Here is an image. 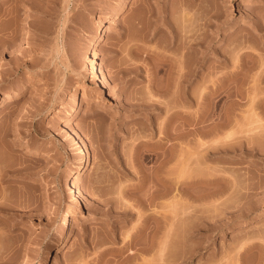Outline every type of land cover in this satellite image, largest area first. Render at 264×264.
Returning a JSON list of instances; mask_svg holds the SVG:
<instances>
[{
    "label": "rangeland",
    "instance_id": "obj_1",
    "mask_svg": "<svg viewBox=\"0 0 264 264\" xmlns=\"http://www.w3.org/2000/svg\"><path fill=\"white\" fill-rule=\"evenodd\" d=\"M23 1L0 0V264H264V154L228 150L242 138H228L233 128L185 136L183 126L207 105L204 86L233 69L264 72V1ZM254 77L225 81L196 127L230 106L259 113ZM192 176L220 182L190 187Z\"/></svg>",
    "mask_w": 264,
    "mask_h": 264
},
{
    "label": "bare ground",
    "instance_id": "obj_2",
    "mask_svg": "<svg viewBox=\"0 0 264 264\" xmlns=\"http://www.w3.org/2000/svg\"><path fill=\"white\" fill-rule=\"evenodd\" d=\"M23 1V0H22ZM25 1V0H24ZM23 1V2H24ZM264 1V0H263ZM21 2V1H20ZM263 4V3H262ZM122 10H123V8L121 7V8H119L114 14H110V15H108V18H112V17H114V16H118V15H120L121 14V12H122ZM260 18H258V20H259ZM257 20V21H258ZM260 21V20H259ZM263 22V21H262ZM257 23V22H256ZM263 25V24H262ZM261 25V22H260V24L258 25V26H262ZM256 27V28H260V27ZM264 27V26H263ZM259 30V29H258ZM261 30H262V28H261ZM257 30H255V32H256ZM259 32V31H258ZM173 37H174V35L171 37L172 39H173ZM175 39H176V37H174ZM175 39H174V41H175ZM178 39V38H177ZM249 40V39H248ZM9 41V40H8ZM8 41H6V42H8ZM173 41V40H172ZM171 41V42H172ZM176 41H178V40H176ZM176 43V42H175ZM178 44V43H177ZM182 59V58H181ZM180 62V61H179ZM181 64V63H180ZM179 64V65H180ZM183 65V64H182ZM203 64H201V66H202ZM183 66H181V69L180 70H182L183 68H182ZM201 69V68H200ZM197 70V69H196ZM196 70H193V71H196ZM234 70V69H233ZM231 71V72H227L226 74H227V76L225 75V76H223L222 78H220V81L218 82V81H215L216 82V84H214L215 82H214V80H212L214 83V85H215V87H211V86H209L208 87V85H206V87L204 86L203 87V89H202V95H201V97L199 98V101L200 102H202V104L200 103V105H202V107H204V104H203V102L205 103V104H207L206 106H205V108H201L202 109V112L201 111H199V113L200 114H198L197 113V116L195 115V114H193L192 116L191 115H188V116H186V122L184 123V125L183 126H186L187 128H189L190 126H193V127H191V129L189 128L188 130H186V132H185V136H188L189 134H198V136L200 135V136H207V135H213V134H218V133H220V132H222V131H224L225 129H227V128H233L234 130H232V131H229L228 132V134H227V136H228V138L230 137V136H233V135H236V134H242L241 135V139L240 140H238L237 142H235L233 145H230V149H228L229 147H225V148H223V149H225L226 150V152H227V149L228 150H234L235 151V153H236V150H242V154H246V155H251V157H256V156H258V158H260L261 159V157H262V155L264 154V149L262 150V151H259V147L257 148V146L256 145H260L261 146V140L259 141L258 139L259 138H257V141H258V143L257 144H255V145H252L253 144V142H252V139H254L256 136L258 137H260L261 135H263L264 134V98H263V100L261 101L260 100V103L258 104L259 106H262V109L260 110V112L259 113H257L256 111H255V108H252V110H249L250 111V116L248 115V112L246 113L247 115V117L245 116V117H243V118H238V117H236V115H235V112L233 111V112H231L232 114L230 115L229 113H230V109H234L233 107L231 108V106L229 107L230 109H226L227 111H226V116L225 115H223L219 120V122H217V123H214L211 127H209V126H206V125H204L205 127H209L208 129H206L205 127L204 128H202V127H200L199 126V128H197L196 127V125L197 124H199V123H201V122H205V119L206 118H209L208 116H210V115H212L213 114V112H214V106H215V104H217L216 102H215V104H212L211 102L213 101V99H211L214 95H216V98H217V96H219V94H220V92L225 88V84L226 83H224L225 81H227V80H239V79H244V80H246L247 79V77H249V78H253L252 76H249L250 74H251V71H249V72H247L246 70H245V72L244 71H242V69L240 70V69H238L239 71ZM264 70V69H263ZM198 71V70H197ZM259 72V71H258ZM195 73V72H194ZM197 73H199V72H197ZM193 74V73H192ZM191 74V75H192ZM196 75V74H195ZM252 75V74H251ZM255 75V74H254ZM193 76V75H192ZM97 77H98V79L100 80L101 79V76L100 75H98L97 74ZM187 77V76H186ZM185 78V77H184ZM188 78V77H187ZM246 78V79H245ZM262 78L264 79V72H261L260 74L259 73H257L256 72V76L254 77V82L255 81H259V80H262ZM186 79V78H185ZM223 79V80H222ZM183 79H182V83H183ZM186 81V80H185ZM189 81V80H188ZM191 81V80H190ZM240 81V80H239ZM177 83H178V81H177ZM179 83H181V80H180V82ZM181 83V84H182ZM186 83H190V82H184L183 83V85L185 84V85H187ZM181 84H179V85H181ZM189 86V85H188ZM190 87V86H189ZM211 89V90H209L208 92H206L207 90L206 89ZM190 90V89H189ZM206 90V91H205ZM201 92H200V94H201ZM203 92H206L205 94H203ZM224 92V91H223ZM226 92V91H225ZM224 92V94H226V96H227V94H228V96L229 97H231V93H225ZM189 93H191V92H189ZM219 93V94H218ZM188 94V92L184 95V97L183 98H185L186 100L189 98V95H190V99L191 100H193L195 97V99H197V101H198V98H197V96H195L193 93H192V95L191 94H189V95H187ZM199 94V95H200ZM188 96V98H187V96ZM195 97H194V96ZM197 95V94H196ZM198 95V96H199ZM221 95H222V93H221ZM234 95V94H233ZM232 95V96H233ZM186 96V97H185ZM211 96V98H209ZM227 96V97H228ZM194 97V98H193ZM215 97V96H214ZM205 99V100H203V101H201L202 99ZM219 98V97H218ZM207 99H209V100H207ZM207 100V101H206ZM211 100V101H210ZM255 100V97L253 98V102H256V101H254ZM189 101V100H188ZM198 101V102H199ZM219 101V100H218ZM75 102L78 104V99L76 98L75 99ZM191 102V101H190ZM197 102V103H198ZM234 103H235V101H233ZM253 102H251V105L253 104V105H255V103H253ZM193 103H195V100H193ZM233 103V104H234ZM237 104H239L240 103V105H238V106H241V102H236ZM235 103V104H236ZM199 104V103H198ZM219 104V103H218ZM234 104V105H235ZM250 105V106H251ZM236 107V106H235ZM253 107H255V106H253ZM228 108V107H227ZM76 109H77V106H76ZM75 109V110H76ZM217 109V108H216ZM251 109V108H250ZM74 110V111H75ZM225 110V109H224ZM223 110V111H224ZM74 111H71L70 113L71 114H73L74 113ZM222 111V112H223ZM232 111V110H231ZM251 111H252V113H251ZM227 112H229V113H227ZM176 113V112H175ZM233 113H234V115H233ZM180 114V113H179ZM178 114V115H179ZM224 114H225V112H224ZM222 115V114H221ZM173 116H174V114H173ZM224 116H225V118H224ZM224 118V119H223ZM194 127H195V129H194ZM193 128V129H192ZM177 132H179V131H177ZM174 134V133H173ZM172 134V139L173 140H175V139H179V138H181L182 136H183V134H181V132H179V133H175L174 135ZM226 136V137H227ZM255 136V137H254ZM254 137V138H253ZM171 139V140H172ZM261 139H263L264 140V138H262V136H261ZM262 140V141H263ZM254 141H256V140H254ZM143 142V141H142ZM141 142V143H142ZM252 142V143H251ZM148 143V142H147ZM145 144V143H144ZM143 144V145H144ZM247 144H249V145H247ZM140 145H142V144H140L139 143V146ZM154 145V144H153ZM155 145H157V144H155ZM154 145V146H155ZM212 145V144H211ZM251 145V146H250ZM138 146V147H139ZM148 146V145H147ZM151 146H152V144H151ZM206 146V147H205ZM214 146V145H213ZM256 146V147H255ZM153 147V146H152ZM156 147V146H155ZM154 147V148H155ZM201 147H203V152L205 153V152H207V154L209 155V152L211 153V151H213L212 150V148H210L211 146H210V144H209V146L208 145H206L205 143H202V141H201ZM263 147V146H262ZM151 148V147H150ZM261 148V147H260ZM215 149V148H214ZM258 149V150H257ZM152 150V149H151ZM202 150V149H201ZM217 150V149H216ZM218 150H220V148L218 149ZM150 151V150H149ZM215 151V150H214ZM213 151V152H214ZM221 151V150H220ZM222 151H224V150H222ZM255 151V152H254ZM201 152V151H200ZM216 152V151H215ZM238 152V151H237ZM48 153H49V156H55L56 155V153H55V151H53V150H51V151H48ZM223 153V152H222ZM259 153V154H258ZM87 154V153H86ZM213 154V153H212ZM218 154V153H217ZM230 154H233L234 155V152H232V153H230ZM258 154V155H257ZM157 155V154H156ZM237 155V154H236ZM236 155H234L235 157H236ZM89 156V155H88ZM153 156H155L154 154H153ZM243 157V156H242ZM231 159V158H230ZM262 159H263V157H262ZM257 160V159H256ZM259 162V161H258ZM88 157H85V160L83 161V162H81V163H79L78 165H77V172L79 173V174H81V172L85 169V167L88 165ZM183 171H184V174H183V176H186V174H189V172H190V168H189V162H188V159L186 158V155L183 157ZM204 171V170H203ZM200 172H202L201 170H200ZM193 173H194V171H193ZM192 172H191V175L193 174ZM203 173V172H202ZM196 174V173H195ZM197 174H198V172H197ZM194 175V174H193ZM198 176V175H197ZM200 176V175H199ZM194 176H192L191 177V180L192 181H190V187L191 186H195L196 184H198L199 185V183H201V184H204L205 186L206 185H208V184H214V183H217V181H219V179H210L209 177H208V179L207 180H204V178L203 179H199L198 180V178L196 179L195 177H194V179H196V180H194V179H192ZM203 177H204V175H203ZM218 177H220V176H218ZM223 179V178H222ZM236 179H234V184H235V181ZM224 181H227V180H224ZM220 182V181H219ZM228 185H229V183H227ZM231 184V183H230ZM236 184H237V182H236ZM197 185V186H198ZM204 185H202V186H204ZM231 187H232V185H230ZM229 186V187H230ZM196 188H198V187H196ZM203 188V187H202ZM69 189H71V191H73L74 192V184L73 183H70V185H69ZM192 190H194V188L192 189ZM225 191L227 190L226 188L224 189ZM211 191V190H210ZM215 191H217V190H215ZM220 191V190H219ZM221 191H223V190H221ZM194 192H195V190H194ZM212 192H213V190H212ZM192 193H193V191H192ZM217 193V192H216ZM201 194H203V193H201ZM201 194H200V196H201ZM215 194V193H214ZM219 194V193H218ZM195 195V194H194ZM206 194L204 193V196H205ZM212 194H210V195H208V196H211ZM199 196V197H200ZM204 196L203 197H201V198H204ZM196 197V196H195ZM207 197V196H206ZM205 197V198H206ZM197 198V197H196ZM139 217H140V215H139ZM76 218V216L73 214V215H68L67 216V218L65 219V221H64V226H69L70 224H71V221L72 220H74ZM141 218V217H140ZM146 222V221H145ZM167 222V221H166ZM216 222V221H215ZM219 223V222H218ZM148 224V223H147ZM167 224V223H166ZM220 224H221V222H220ZM219 224V225H220ZM211 225V227H213V226H215V224L213 225V224H210ZM213 225V226H212ZM136 226V225H135ZM172 225L170 224V226L168 225V227H169V229H168V227H167V232L165 231V236H164V238L160 241V250H159V252L161 253V255H163V254H165V250H167V247L169 246L170 247V243H171V235L173 234L172 233V228L173 227H171ZM216 226H218L217 225V223H216ZM222 226V225H221ZM143 227H144V225H143ZM142 227V228H143ZM220 227V226H219ZM218 227V228H219ZM224 227V226H223ZM137 228V227H136ZM141 228V229H142ZM161 228V227H160ZM214 228V227H213ZM217 228V227H216ZM140 229V228H139ZM141 229H140V231H141ZM144 229H146L145 227H144ZM208 229H210V228H208ZM119 230V229H118ZM143 230V229H142ZM159 230V229H158ZM157 230V231H158ZM161 230V229H160ZM200 230H201V228H200ZM214 230V229H213ZM212 230V231H213ZM117 231V230H116ZM139 231V232H140ZM215 231V230H214ZM156 232V231H155ZM202 232V231H201ZM115 233V232H114ZM113 233V234H114ZM119 233V232H118ZM124 233V232H123ZM122 233V234H123ZM141 233H143L142 231H141ZM159 233V232H158ZM157 233V234H158ZM207 233V232H206ZM132 234V233H131ZM202 234H204V232L202 233ZM53 235H54V230H49V231H46V232H42L40 235H39V240L40 241H44L46 238H49L48 236H51V237H53ZM117 235V234H116ZM127 235V234H126ZM134 235V234H133ZM139 235H141L140 233H139ZM138 235V236H139ZM143 235V234H142ZM153 235H155L154 234V232H153ZM151 236V244L149 245V248H151V249H149L148 248V250L150 251H152L153 249H152V247L155 249V248H157L156 247V243H155V240H156V238H157V236L155 235V240H154V236ZM124 236H125V234H124ZM129 237H130V235H128ZM128 236H126V238L125 239H127L128 238ZM137 236V235H136ZM160 235H158V237H159ZM66 237H67V232H66V230L64 229V230H62L60 233H59V237H58V239L60 240H64V239H66ZM161 237H163L162 235L160 236V238ZM131 238V237H130ZM139 238V237H138ZM132 239H133V237H132ZM131 239V240H132ZM135 239H137V238H135ZM140 239V238H139ZM139 239H137V240H139ZM159 239V238H158ZM248 239V238H247ZM250 239V238H249ZM242 240H244V238L243 239H241V241ZM134 241H136V240H134ZM159 241V240H158ZM157 241V242H158ZM240 241V242H241ZM132 243H133V240L131 241ZM137 243L139 244V241H137ZM247 243V242H246ZM246 243H244V245L246 244ZM136 244V243H135ZM243 244V243H242ZM131 245H133V244H131ZM148 246V245H147ZM242 246V245H241ZM145 247V246H144ZM243 247V246H242ZM241 247V248H242ZM145 249V250H144ZM144 249H139L140 251L142 250V251H146L147 252V250H146V248H144ZM110 251V250H109ZM150 251V252H151ZM104 252V251H103ZM108 252V251H107ZM164 252V253H163ZM138 254V253H137ZM169 254V253H168ZM131 255V254H130ZM140 255V254H139ZM134 257H135V255H134ZM79 263H81V261L79 262ZM43 264H45V262L43 263Z\"/></svg>",
    "mask_w": 264,
    "mask_h": 264
}]
</instances>
